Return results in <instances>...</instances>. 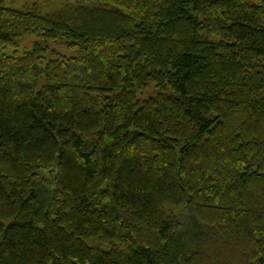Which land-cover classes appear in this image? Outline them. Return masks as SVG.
Masks as SVG:
<instances>
[{
  "label": "trees",
  "instance_id": "obj_1",
  "mask_svg": "<svg viewBox=\"0 0 264 264\" xmlns=\"http://www.w3.org/2000/svg\"><path fill=\"white\" fill-rule=\"evenodd\" d=\"M0 264H264V0H0Z\"/></svg>",
  "mask_w": 264,
  "mask_h": 264
}]
</instances>
